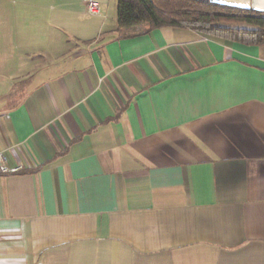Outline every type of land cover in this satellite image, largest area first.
<instances>
[{
	"label": "crops",
	"instance_id": "1",
	"mask_svg": "<svg viewBox=\"0 0 264 264\" xmlns=\"http://www.w3.org/2000/svg\"><path fill=\"white\" fill-rule=\"evenodd\" d=\"M111 1L0 2V264H264V45Z\"/></svg>",
	"mask_w": 264,
	"mask_h": 264
},
{
	"label": "trees",
	"instance_id": "2",
	"mask_svg": "<svg viewBox=\"0 0 264 264\" xmlns=\"http://www.w3.org/2000/svg\"><path fill=\"white\" fill-rule=\"evenodd\" d=\"M162 27H188L246 44L264 45V11L209 0H118L117 38Z\"/></svg>",
	"mask_w": 264,
	"mask_h": 264
},
{
	"label": "rangeland",
	"instance_id": "3",
	"mask_svg": "<svg viewBox=\"0 0 264 264\" xmlns=\"http://www.w3.org/2000/svg\"><path fill=\"white\" fill-rule=\"evenodd\" d=\"M27 1L30 0H0V2H7L10 3V5H15L17 3L27 2ZM73 1L75 0H42L44 7L43 12L45 15H52L57 11L66 10L67 8L65 6V3H70ZM109 7H111L110 17L114 19L115 17H117V0H112L111 6L109 5Z\"/></svg>",
	"mask_w": 264,
	"mask_h": 264
},
{
	"label": "built area",
	"instance_id": "4",
	"mask_svg": "<svg viewBox=\"0 0 264 264\" xmlns=\"http://www.w3.org/2000/svg\"><path fill=\"white\" fill-rule=\"evenodd\" d=\"M88 9L95 13L98 11V4L96 2H88ZM20 170L19 166H10L7 161V156L4 152H0V174H13Z\"/></svg>",
	"mask_w": 264,
	"mask_h": 264
},
{
	"label": "bare ground",
	"instance_id": "5",
	"mask_svg": "<svg viewBox=\"0 0 264 264\" xmlns=\"http://www.w3.org/2000/svg\"><path fill=\"white\" fill-rule=\"evenodd\" d=\"M222 2L236 6H250L260 10H264V0H222Z\"/></svg>",
	"mask_w": 264,
	"mask_h": 264
},
{
	"label": "water",
	"instance_id": "6",
	"mask_svg": "<svg viewBox=\"0 0 264 264\" xmlns=\"http://www.w3.org/2000/svg\"><path fill=\"white\" fill-rule=\"evenodd\" d=\"M210 2H213V3H218V4H222V5H230V6H236V5H232V4H226L224 2H222V0H209ZM251 1H254V0H251ZM236 7H241V8H246V9H253V10H258V11H264V10H260V9H257L255 7H246V6H236Z\"/></svg>",
	"mask_w": 264,
	"mask_h": 264
}]
</instances>
